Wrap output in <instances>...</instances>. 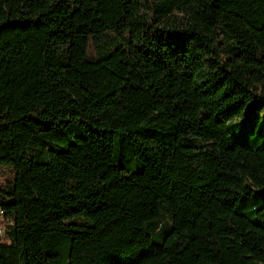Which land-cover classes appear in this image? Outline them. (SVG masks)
<instances>
[{
	"label": "trees",
	"instance_id": "16d2710c",
	"mask_svg": "<svg viewBox=\"0 0 264 264\" xmlns=\"http://www.w3.org/2000/svg\"><path fill=\"white\" fill-rule=\"evenodd\" d=\"M262 125L264 0H0V264H264Z\"/></svg>",
	"mask_w": 264,
	"mask_h": 264
},
{
	"label": "rangeland",
	"instance_id": "374dc122",
	"mask_svg": "<svg viewBox=\"0 0 264 264\" xmlns=\"http://www.w3.org/2000/svg\"><path fill=\"white\" fill-rule=\"evenodd\" d=\"M245 114L247 113V110L244 111ZM255 114H250L248 115V119L254 118ZM260 117H263V113L260 115ZM236 123V119H232L230 121L227 122V126L230 129V133L235 136L236 138H238L239 140H243L244 139V134L245 133H250L251 135H255V133L257 134V132H259V128L261 127L260 124L255 125L254 130L252 129H248V124L246 120H243L239 123L238 126H233ZM264 126L262 125V128ZM247 129V130H246ZM13 176V169L10 166H0V182L11 178Z\"/></svg>",
	"mask_w": 264,
	"mask_h": 264
},
{
	"label": "built area",
	"instance_id": "2783aa9c",
	"mask_svg": "<svg viewBox=\"0 0 264 264\" xmlns=\"http://www.w3.org/2000/svg\"><path fill=\"white\" fill-rule=\"evenodd\" d=\"M4 235H5V227L0 222V241L4 238Z\"/></svg>",
	"mask_w": 264,
	"mask_h": 264
}]
</instances>
